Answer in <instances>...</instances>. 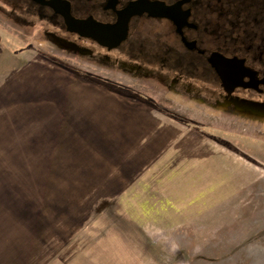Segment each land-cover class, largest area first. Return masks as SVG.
Here are the masks:
<instances>
[{
	"label": "rangeland",
	"instance_id": "rangeland-1",
	"mask_svg": "<svg viewBox=\"0 0 264 264\" xmlns=\"http://www.w3.org/2000/svg\"><path fill=\"white\" fill-rule=\"evenodd\" d=\"M18 16L0 9V264H264V110Z\"/></svg>",
	"mask_w": 264,
	"mask_h": 264
},
{
	"label": "flooded vegetation",
	"instance_id": "flooded-vegetation-1",
	"mask_svg": "<svg viewBox=\"0 0 264 264\" xmlns=\"http://www.w3.org/2000/svg\"><path fill=\"white\" fill-rule=\"evenodd\" d=\"M0 9L180 96L264 110V0H0Z\"/></svg>",
	"mask_w": 264,
	"mask_h": 264
},
{
	"label": "crops",
	"instance_id": "crops-1",
	"mask_svg": "<svg viewBox=\"0 0 264 264\" xmlns=\"http://www.w3.org/2000/svg\"><path fill=\"white\" fill-rule=\"evenodd\" d=\"M167 136H169V133H162V134H160V139H159V141L161 142V144H163L164 142H166V138H167Z\"/></svg>",
	"mask_w": 264,
	"mask_h": 264
},
{
	"label": "water",
	"instance_id": "water-1",
	"mask_svg": "<svg viewBox=\"0 0 264 264\" xmlns=\"http://www.w3.org/2000/svg\"><path fill=\"white\" fill-rule=\"evenodd\" d=\"M66 21H67V24H68V25L70 24V25L72 26V27H69V29H70V28H71V30H72V29H75V26H76V25H75V24H76L75 22H69V20H66ZM75 30H76V29H75ZM116 38H119V39H120V38H121V35L118 36V37L116 36Z\"/></svg>",
	"mask_w": 264,
	"mask_h": 264
}]
</instances>
